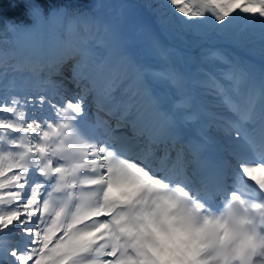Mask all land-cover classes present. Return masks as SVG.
<instances>
[{
	"label": "snow or ice",
	"instance_id": "6c2138e0",
	"mask_svg": "<svg viewBox=\"0 0 264 264\" xmlns=\"http://www.w3.org/2000/svg\"><path fill=\"white\" fill-rule=\"evenodd\" d=\"M166 5L185 23L210 16L223 26L243 14L264 29V0ZM29 17L31 27L9 22L12 30L36 36L41 46L55 36L63 47L48 62L45 94L0 98V234L18 237L14 246L0 244V264H264V103L257 113L251 95L238 98L242 77L204 84L231 113L211 114L230 149L214 165L221 178L201 179L197 187L180 163V127L159 100L162 88L182 89L185 79L175 68L148 62L166 59V50L123 21L61 17L37 3L29 5ZM113 57L118 69L101 75ZM68 61L79 89L71 94L51 79ZM90 103L115 126L99 116L89 125ZM250 125H258V141Z\"/></svg>",
	"mask_w": 264,
	"mask_h": 264
},
{
	"label": "trees",
	"instance_id": "16d2710c",
	"mask_svg": "<svg viewBox=\"0 0 264 264\" xmlns=\"http://www.w3.org/2000/svg\"><path fill=\"white\" fill-rule=\"evenodd\" d=\"M89 0H0V55L15 56L19 51V45L23 43L21 33L13 31L9 22L16 23L20 29L25 25L31 27L29 17V5L39 4L46 13L59 12L61 17L64 12L70 16L81 13L96 15L82 3ZM151 14L159 28L166 32L169 38L178 44L187 48V61L193 66V84L199 93L206 97L209 89L204 87L211 76L200 67L192 64L191 58L200 59L203 56L202 46L205 44H217L219 42L233 43L239 51L243 49L245 53H264V29L259 23L246 18L243 14L229 18L230 22L223 26L217 25L214 18L210 16L206 19H194V21L185 23L175 13L170 5H166V0H139ZM78 5V6H77ZM97 16V15H96ZM73 30L79 28V25H73ZM227 59L235 58V55L227 50L223 52ZM213 63L207 65L218 70L226 64L221 59H213Z\"/></svg>",
	"mask_w": 264,
	"mask_h": 264
},
{
	"label": "rangeland",
	"instance_id": "374dc122",
	"mask_svg": "<svg viewBox=\"0 0 264 264\" xmlns=\"http://www.w3.org/2000/svg\"><path fill=\"white\" fill-rule=\"evenodd\" d=\"M94 8L98 10V17L103 18L106 21H109L110 23L114 25H119L121 21H123L128 28V30L133 32H140V35L143 33L145 28L147 29L148 33L150 34V41L155 40L158 43V38L155 37V29L153 27V21L151 20L150 16L146 12V10L140 5V3L137 2V0H93ZM148 27V28H147ZM142 30V31H141ZM46 31V30H45ZM160 31V30H159ZM160 33L163 34V32L160 31ZM166 36V34H164ZM23 38V43H19V48L17 50L18 53H23L24 56H30L32 53H30L29 47H32L34 44H36L37 37L33 36L31 38H26L25 36L21 35ZM146 38L145 35H141V38ZM167 37V36H166ZM47 45H49L50 49L52 46H54L55 50H58L59 47H63L61 45L63 42L58 41L55 36H48L45 38V41ZM162 49L166 50L167 52V59L172 63V68L177 69L180 73H182L184 79H185V85L182 89L172 88V90L176 93V96H178V99L182 100V97L185 100H188L190 104H193V102L190 101V95L192 96V91L188 90L187 80H188V68L183 62L182 58V47L178 46L176 48H170L169 43H159L158 44ZM27 48V49H25ZM217 50L214 48H209L207 55L215 56ZM32 52V51H31ZM17 53V54H18ZM16 54V55H17ZM6 55V54H5ZM208 56V57H210ZM30 58V57H29ZM7 61H4L3 63H0V98L3 97H9L12 95L20 96L22 94V85L24 86L26 84V76H24L23 70H26V67H29L28 64L26 66L18 65V67L15 66V63H17V59H6ZM21 63H26L22 62ZM28 62V61H27ZM20 66L24 67V69H21ZM31 67V66H30ZM112 68L114 70L118 69V65L114 64L112 65ZM17 69V70H13ZM31 69V68H30ZM32 70H34L32 68ZM25 80V81H24ZM10 82V85L8 86L7 83ZM249 95H251L252 99L254 100L256 104L257 113L259 111L260 105H261V99L256 94V88L252 89L249 88L244 94L240 92V97L238 98H247ZM206 105L208 107L205 108V106L201 105L200 102V108L204 112V121L207 124L212 123L211 114L212 113H223L227 115H231V113L221 104L219 97H216L212 95V100H207ZM184 109H187V106L183 107ZM198 115V122L205 123L202 119V114L197 112ZM250 129L252 126H249ZM208 130L213 133L214 135L222 138L225 140L227 138L224 136V132L219 129H215L214 127L211 128L208 127ZM258 136V135H257ZM254 137V136H253ZM229 144V143H227ZM5 234H0V244L6 245Z\"/></svg>",
	"mask_w": 264,
	"mask_h": 264
},
{
	"label": "bare ground",
	"instance_id": "6f19581e",
	"mask_svg": "<svg viewBox=\"0 0 264 264\" xmlns=\"http://www.w3.org/2000/svg\"><path fill=\"white\" fill-rule=\"evenodd\" d=\"M153 27L155 29V33H154L155 37L158 38V44L159 43H167L166 37L158 31V29L156 28V26L154 24H153ZM143 34L146 37V38L143 37V39L150 41L151 37H150V34L148 33L146 28H145V30L143 31V33L141 35H143ZM37 40H38V38H37ZM170 47H172V46H170ZM30 48H31L32 54H34L36 56H37V54H40V55H42V58H46L47 57L49 61H52L55 58L56 52L53 49H50L49 45H47L46 42H44L43 45L41 46L38 43V41H37L36 44H34ZM39 61H40V59H38V62ZM148 61L155 68H165V67L172 68L173 67L172 63L167 58L166 59H161L158 56H151V57L148 58ZM115 62H116V59H115V57H113L112 59L109 60L107 67L98 70L99 73L101 75H106L110 71H114V69L112 68V65ZM72 75H73V73L71 74V79H72ZM63 77H66V76H63ZM25 80H26V85L24 86V90H23L22 94L20 95V97L30 96V95H37L36 93H38V92L42 93L43 89H40V88H38L36 86V84H35L34 80L32 79V77H30V76L26 77ZM59 84H62L63 88L68 90V94L77 92L79 90V89H77L76 84H75V82L73 80L68 85H65L63 83H59ZM163 90H164V88H162L160 90V92H162ZM118 94H119V92H117V95ZM177 103H180V102L177 101ZM93 105H96V104H94V103H90L89 104L90 107H92ZM181 110H183V109L179 108L180 112H181ZM189 116L191 117V119L194 117V115L192 114L191 111H186L185 113H178V115H177V118L182 123V127H183V129L185 131H187L189 128L194 127V126H191L189 124L188 120H190V119H187V120L185 119V117H189ZM123 129H125V131H128L127 128H123ZM201 135L203 136V134H201ZM254 135H256V134L253 133L252 136H254ZM226 141H228L227 138H225V143H223L224 148L225 149H230V146H228L226 144L227 143ZM3 234L6 235V238L4 239L5 243H6V245H4L5 247H8L10 245L14 246L17 243L18 237L13 236V235L8 234V233H2V235ZM5 264H7V261H5Z\"/></svg>",
	"mask_w": 264,
	"mask_h": 264
}]
</instances>
